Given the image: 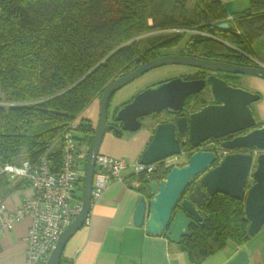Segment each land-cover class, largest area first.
<instances>
[{
    "label": "trees",
    "instance_id": "trees-1",
    "mask_svg": "<svg viewBox=\"0 0 264 264\" xmlns=\"http://www.w3.org/2000/svg\"><path fill=\"white\" fill-rule=\"evenodd\" d=\"M187 1L0 0V165L20 156L35 162L43 154L59 165L61 135L72 122L114 78L156 58L161 48L182 45L203 59L248 63L243 54L251 56L252 44L264 37V0H251L249 14L234 19L235 30L218 28L228 17L219 1L195 0L192 8ZM170 30L174 34L148 35ZM76 132L88 149L92 125L82 121ZM172 166L159 162L150 173L128 178L149 198L148 184L162 181ZM200 215L202 220L190 225V236L179 244L193 262L228 241L243 246L250 239L243 200L216 194Z\"/></svg>",
    "mask_w": 264,
    "mask_h": 264
},
{
    "label": "water",
    "instance_id": "water-1",
    "mask_svg": "<svg viewBox=\"0 0 264 264\" xmlns=\"http://www.w3.org/2000/svg\"><path fill=\"white\" fill-rule=\"evenodd\" d=\"M218 28L229 30L230 24L223 22L218 24ZM120 48L106 56L88 74ZM243 55L256 63L251 56ZM165 65H180L211 72L207 79L210 94L207 103L186 115H178L185 110V99L199 93L204 88L205 81L175 77L147 86L123 106H113L111 100L118 91L152 69ZM217 72L264 80V66L261 64L238 65L197 56L170 54L137 66L114 78L104 88L99 97V118L87 150L83 171L81 210L59 237L45 264H60L67 241L88 219L92 206L95 161L100 154L104 134L113 132L121 136L123 132H136L142 126L153 125L152 137L138 160L142 165H153L178 156L186 143L194 151L185 164L172 166L164 180L148 184L150 197L138 200L133 216L134 226L142 227L148 236H164L169 242L179 245L183 237L190 236V225L202 220L200 212L207 200L216 194H223L244 201L249 236L262 228L264 124L258 123L253 106L260 100V94L227 84L225 80L215 76ZM161 112L178 116L157 124L153 119H147L144 125L140 121L141 118ZM235 133L241 134L226 138ZM209 139L222 140L220 149L228 153L221 160L217 158L216 150L199 149L200 144ZM249 180L253 181L252 184ZM192 181L196 184L191 191H186ZM178 205L180 208L174 213ZM226 264H250L249 256L247 252L239 251Z\"/></svg>",
    "mask_w": 264,
    "mask_h": 264
},
{
    "label": "crops",
    "instance_id": "crops-1",
    "mask_svg": "<svg viewBox=\"0 0 264 264\" xmlns=\"http://www.w3.org/2000/svg\"><path fill=\"white\" fill-rule=\"evenodd\" d=\"M217 1L225 9L227 18L249 14L251 0ZM187 5L192 8L195 0H188ZM234 24L236 28L237 22ZM251 49V57L256 64L264 66V37L258 43L252 44ZM239 82V86L259 93L260 98L262 93L264 96V80L241 76ZM115 102L113 106L118 105L117 100ZM263 105L260 106L259 102L253 104L260 125L264 124ZM98 113L99 98L76 118L77 124L88 122L94 129L99 118ZM152 128L153 126L143 127L131 139H127L124 133L117 136L113 132H106L99 153L121 159H124L123 154L128 153L132 162H138L140 154L152 137ZM77 133L79 132H76V137ZM131 174L133 173H123L121 181L112 180L101 197L92 202L88 219L64 247L62 264H226L239 251L247 252L250 264H264V235H257L264 225L243 246L226 244L223 249L215 251L200 262L191 261L179 245L169 242L164 236L146 235L142 227L133 225L138 200L144 196L136 190V182L128 178ZM252 182L249 180L250 184ZM33 194V188L26 182L20 179L9 180L0 174V204L7 211H14ZM75 196L78 197L76 194ZM30 225L31 217L27 215L10 230L4 231L0 237V264H27L25 238Z\"/></svg>",
    "mask_w": 264,
    "mask_h": 264
},
{
    "label": "built area",
    "instance_id": "built-area-1",
    "mask_svg": "<svg viewBox=\"0 0 264 264\" xmlns=\"http://www.w3.org/2000/svg\"><path fill=\"white\" fill-rule=\"evenodd\" d=\"M234 19L230 17L225 22L230 24ZM230 29L232 30L231 24ZM236 32L240 33L239 30ZM77 126V121L74 120L61 135L62 157L59 165H52L47 154H43L35 162H31L26 156H20L13 163L0 165V174L9 180L20 179L34 190L33 196L23 201L14 211L9 212L0 204V237L25 216L31 217V225L25 238L27 264H45L59 237L81 210V197L78 199L75 192L82 184V170L84 171L88 149L75 138ZM227 153L226 150L218 149L219 160ZM127 168L124 159L98 154L91 191L92 202L101 197L112 180L121 181L122 172ZM154 168L155 164L146 166L136 162L132 172L150 173Z\"/></svg>",
    "mask_w": 264,
    "mask_h": 264
},
{
    "label": "flooded vegetation",
    "instance_id": "flooded-vegetation-1",
    "mask_svg": "<svg viewBox=\"0 0 264 264\" xmlns=\"http://www.w3.org/2000/svg\"><path fill=\"white\" fill-rule=\"evenodd\" d=\"M164 33H166V31L165 32L164 31H157V32L149 33L148 35L149 36L165 35ZM158 53H159V55L156 56V58L161 57V56L170 55V54L194 56V54L190 53L189 50L183 49L182 45L176 46L174 48H172V47L171 48H161V50L158 51ZM247 60H248V63H246V64L240 63V64L241 65H249V66L250 65L251 66L257 65L253 60H249V59H247ZM143 63H145V62H142L141 64H143ZM211 74L212 73L208 72V71L186 67V69L182 73H180V75H178V77L182 78L183 80H204L205 81V86L199 93L190 95L185 99V101H184L185 110L182 111L178 115H186L188 112L195 111L207 103V101L210 99L207 79ZM121 75H123V74H121ZM215 76L220 77L221 79L225 80L227 82V84H229L231 86H238L237 84L241 78V76H235V75L224 74V73H219V72L215 73ZM162 82H164V81H162ZM158 83H160V82H158ZM131 100H132V97L127 102L122 103V104L117 105V106L118 107L123 106L124 104L130 102ZM178 115H176V116H178ZM176 116L168 114L167 112H161L159 114H152L150 116L141 118L140 121L142 122V124H145L144 122L148 121L147 119H153L154 121H156L155 123L157 124V123L162 122V121L174 119V118H176ZM155 123H154V125H155ZM240 134L241 133H235V134L227 136L226 138L229 139V138L235 137V136L240 135ZM221 141H222L221 139H218V140L209 139L206 141L205 144H200L199 149H201V150H214V151L216 150V154H217L218 149H220L219 145H220ZM186 145H189V144L186 143L183 146H186ZM217 158L219 159V157H217Z\"/></svg>",
    "mask_w": 264,
    "mask_h": 264
},
{
    "label": "rangeland",
    "instance_id": "rangeland-1",
    "mask_svg": "<svg viewBox=\"0 0 264 264\" xmlns=\"http://www.w3.org/2000/svg\"><path fill=\"white\" fill-rule=\"evenodd\" d=\"M231 24H232V29H234L235 28L234 21H232ZM182 32L183 31H180L179 33H182ZM192 33H194V32H192ZM164 34L169 35V34H174V33L172 32V30H170V31H167ZM188 34H190V33H188ZM223 42H225V41H223ZM225 43H227V42H225ZM185 69H186V67L180 66V65H165V66H161V67L152 69L151 71L145 73L140 78H138L135 81H133L131 84L125 86L123 89L118 91L113 96V98L111 100L112 104L116 100H117L118 105H120L122 103H125L131 97H133L135 94H137L139 91L143 90L147 86H150V85H153V84H156L158 82H162V81H165V80H168V79H171V78L178 77V75H180V73H182ZM239 84H240V82H238L237 85L239 86ZM1 97H2V94H1V91H0V98ZM263 97L264 96H263V93H262L261 94V98L258 101L260 106L263 105V103H264V101H262ZM256 103L257 102H255L254 104H256ZM263 107H264V105H263ZM262 120L264 121V117L262 118ZM142 128H143V126L140 128V130ZM138 131H136V132H123V133H124V135L126 136L127 139H131L133 137V135L136 134ZM77 137H79V139H81L83 137V135L81 133H77ZM205 143L206 142H203L202 144H205ZM84 146H86V145H84ZM182 147H184L185 149L181 148L182 149V151H181L182 153L180 155L174 156L172 158H169V159L165 160L166 165H172V164H174V165H182V164H185L187 162L188 156L193 151H190L187 146H182ZM122 157L124 158L126 164L128 165V168L126 170H124L122 172V174L123 173H131L133 171V165H135L136 162H132L131 156L128 153L123 154ZM82 177H83V170H82ZM75 194L77 196L80 195V197L82 196V192H80L79 190L76 191ZM257 235L258 236H263L264 235V227L257 233ZM227 244L230 245V244H232V242L228 241Z\"/></svg>",
    "mask_w": 264,
    "mask_h": 264
}]
</instances>
